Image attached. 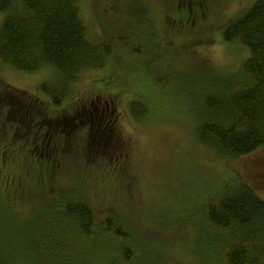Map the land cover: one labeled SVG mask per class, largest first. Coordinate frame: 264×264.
<instances>
[{"label":"trees","instance_id":"1","mask_svg":"<svg viewBox=\"0 0 264 264\" xmlns=\"http://www.w3.org/2000/svg\"><path fill=\"white\" fill-rule=\"evenodd\" d=\"M193 1L196 0L163 2L166 4L163 6L165 16L172 19L177 13L183 22H187L190 12L183 10V4L189 6L187 3ZM0 14V67H10L26 74L48 69L58 73L56 83L48 88L41 85L37 94L31 97L23 92L17 94L15 88L0 83L1 92L8 91L9 97H21L30 109L27 111L23 106L17 107V111H27L28 122L32 111L43 110L44 114L37 113L43 117L38 127H47L48 124L43 125L44 119L54 117L56 112H53L73 98V87L79 85L83 76L89 75L90 80L81 88L86 98L83 101L78 99L77 109L68 122H77L93 133L97 130V134H103L102 138L114 140V147L120 146V141L111 133L110 137L105 136L114 123V116L107 113L105 102L112 105L121 101L128 92L127 87L131 86L119 78L116 71L119 61L128 59L130 61L126 63L140 65L142 86L137 82L130 87L133 90L126 105L130 106L134 122L142 125L150 116L149 106L152 104L147 93H143L148 87L145 83L150 71L148 65L152 67L153 62L161 64L163 49L193 56L199 54V43H204L203 39L181 41L168 38L158 39L155 43L157 38L153 33L151 42L147 38L150 33L146 29L147 20L141 22L142 43L136 53L130 50L139 27L134 24H130L129 34L126 32L121 37L107 34L94 40L82 17L79 0H0ZM212 17L216 25L229 20L220 8ZM160 23L164 28L162 20ZM219 37L224 48L242 49L248 52L247 57L233 70L205 63L197 70L193 81L186 88L180 85V90H185L182 104L195 142L210 149L215 160L229 162L264 147V0H256L250 8L228 22ZM188 49L193 52L187 53ZM161 77L151 80L159 83ZM17 102H14L17 106L22 103ZM92 103L98 109L96 113L100 111L99 115L94 113V107L89 110ZM178 103H181L180 97ZM103 111L104 118L110 115L107 120L112 125L100 124L104 120ZM34 135L41 137L37 131ZM22 144L24 148L25 144ZM10 152L9 142L0 139L2 166L14 167L22 158L23 168L32 167L34 152L31 151V155L24 152L27 154L24 157L18 153L19 156L13 158ZM30 172L26 173L27 178L19 176L13 182L10 177L5 183L0 182V210L8 201L16 207L11 222H0V264H101L99 259L109 262L110 254L117 259V264L139 261L142 250L138 240L117 216L96 214L73 193L58 192L52 201H47L44 193L33 191L32 183H37L38 176L30 175ZM195 174V170L186 169L178 174L182 177L179 182L198 181ZM48 177L44 175L45 180ZM213 181L211 183L216 182ZM19 184L23 194L20 189L14 192ZM214 186L201 182L195 190L201 189L203 194L204 222L211 235L208 244L213 246L210 251L217 254V264H264V199L238 180L222 178ZM34 202H41L45 207L33 208L35 216L32 220H27V215H19L21 208L30 214L26 206ZM28 256L31 257L27 259Z\"/></svg>","mask_w":264,"mask_h":264},{"label":"rangeland","instance_id":"2","mask_svg":"<svg viewBox=\"0 0 264 264\" xmlns=\"http://www.w3.org/2000/svg\"><path fill=\"white\" fill-rule=\"evenodd\" d=\"M166 1L170 0H79L82 17L94 40L107 34L121 37L129 34L130 24L139 26L135 32L136 40L130 45L132 53H136L142 43L140 27L146 20V29L150 32L147 38L151 42L152 33L157 38L155 43L161 38L181 41L203 39L204 43L198 45L199 54L190 56L185 52L163 49L161 64L153 62L152 67L147 64L150 71L145 83L148 87L143 93H147L152 104L144 125L134 122L130 106L126 105L131 99L133 87L132 90L130 87L137 82L141 84L142 80L140 65H130L126 63L130 61L128 59L119 61L116 71L119 78L131 86L127 87L128 92L121 101L112 105L108 102L111 106L107 113L114 116V123L105 136L114 135L120 141V146L116 147L114 140L102 138L103 134H97L96 129L93 133L73 120V124L68 122L77 109L78 99L83 101L86 98L81 88L90 80L89 75L83 76L79 85L73 87V98L54 111V117L51 115L52 118L44 119L43 125L48 124L49 129L42 125L38 127L43 117L37 116V113L44 114L43 110L32 111L27 122L24 114L17 111V107L23 106L30 111L27 103L21 97H9L8 91L0 90V139L9 142L11 158L18 157V153L21 157L27 155L24 152L35 154H32L35 161L28 169L21 166L22 158L14 167L0 163V182L5 183L10 177L13 182L19 176L27 178L26 173L31 171L30 175L38 176L37 183H32L33 191L44 193L47 201H52L58 192L73 193L96 214L117 216L137 238L142 250L139 261L133 260L131 264H217V254L210 251L213 246L208 244L211 235L204 222L203 194L200 188L196 191L195 187L203 182L214 188L222 178L238 180L249 185L264 199V147L229 162L215 160L210 149L194 140L182 104L185 90H180V85L186 88L205 63L233 70L240 60L247 57L248 52L242 49L224 48L219 34L228 22L250 8L256 0H196L187 3L189 6L184 3L183 10L190 12L187 22H183L177 13L172 19L166 17L163 7ZM219 8L229 20L216 25L212 14ZM161 20L164 28L161 27ZM191 52L192 49L187 50V53ZM157 76H162L159 83L151 80ZM57 77L54 69L26 74L10 67H0V83L15 88L17 94L23 92L29 97L37 94L41 85L51 87ZM139 89L142 91V87ZM178 97L181 103H178ZM19 100L22 103L17 106L14 102ZM92 108L93 104L89 110ZM17 112L19 115L16 116ZM94 113L99 115L100 111ZM36 131L41 137L34 135ZM48 131L51 134L46 136ZM186 169L195 170L198 181L183 179L185 182H179L182 177L178 174ZM46 174L49 177L45 180ZM213 180L216 182L211 183ZM18 189L23 194L21 184L14 192ZM36 193L34 195H38ZM35 207L42 209L45 205L34 202L26 206L30 214L21 208L19 215H27V220H32ZM15 212V205L11 201L6 202L0 210V222H11V214ZM109 256V262L99 259L101 264L118 263L113 255Z\"/></svg>","mask_w":264,"mask_h":264},{"label":"flooded vegetation","instance_id":"3","mask_svg":"<svg viewBox=\"0 0 264 264\" xmlns=\"http://www.w3.org/2000/svg\"><path fill=\"white\" fill-rule=\"evenodd\" d=\"M106 103V105H107V110H108V108H110V106H109V104H107V102H105ZM93 104V103H92ZM99 104H100V102H99ZM93 107L95 108V106L93 105ZM95 112H98V109L97 108H95ZM20 113H22V114H24L23 115V118L25 119V117L28 115H25V113H26V111H21ZM103 115H102V118H104L105 117V111H103ZM18 115H19V113H18ZM110 116V115H109ZM109 116L108 117H106V118H104V120H102L101 122H100V124H102V125H112V122L110 121V120H107V118H109ZM105 121H107V123H105ZM67 124V123H66ZM39 134H40V132H39ZM51 134V131H50V133H49V131L48 132H46L45 133V135L47 136H49ZM38 135V134H37Z\"/></svg>","mask_w":264,"mask_h":264}]
</instances>
